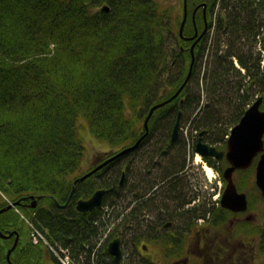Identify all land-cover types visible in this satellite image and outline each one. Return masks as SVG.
Here are the masks:
<instances>
[{"label": "trees", "instance_id": "trees-1", "mask_svg": "<svg viewBox=\"0 0 264 264\" xmlns=\"http://www.w3.org/2000/svg\"><path fill=\"white\" fill-rule=\"evenodd\" d=\"M179 1L0 0V192L15 200L39 196L37 207L27 213L46 241L45 234L52 244L68 247L62 254L72 252L77 257L91 247L96 251L92 264H112L108 243L116 237L127 247L133 243L123 219L114 224L98 249L94 239L105 233L107 207H117L125 196L126 176L133 171L129 155L144 153L160 124L165 127L150 158L151 163L157 159L151 165L157 169L150 167V171L153 184L159 186L151 193L150 203H170L177 182L178 190L186 185L182 176L190 173L188 153H195L196 142L190 146L182 129L172 138L178 113L182 111L183 125L198 111L192 129L217 127L220 120L212 112L219 111L215 98L235 88L243 109L252 102L254 88L264 78L260 63L253 61L254 48L244 51L247 42L257 41L259 24L239 21L233 4L209 22L216 35L209 39L210 29L197 41L188 82L176 97L154 110L146 128L150 108L174 95L192 62L195 38L180 35L184 0ZM188 7L191 12V0ZM197 24L201 29L204 19ZM195 30L189 13L183 33L191 36ZM170 33L177 44L172 52ZM209 43L214 47L205 62L207 98L199 109L201 95H192L189 86L200 82ZM236 59L247 69L245 74ZM173 63L180 64L175 73ZM238 73L241 79H234ZM204 113H210L208 118ZM237 120L233 117L218 132L224 136ZM85 131L121 149L144 137L130 154L116 157L75 184L96 166L76 174L86 155ZM145 184L147 180L137 189ZM164 186L171 189L165 192ZM99 188L106 190L102 206L89 213L66 210L79 194L92 195ZM200 194L194 191L193 197L205 196ZM261 249L264 252V246Z\"/></svg>", "mask_w": 264, "mask_h": 264}, {"label": "flooded vegetation", "instance_id": "flooded-vegetation-1", "mask_svg": "<svg viewBox=\"0 0 264 264\" xmlns=\"http://www.w3.org/2000/svg\"><path fill=\"white\" fill-rule=\"evenodd\" d=\"M191 2L194 3V7L191 12L188 9V16L190 13L195 29L198 31L194 37V45L210 31L209 22L211 20L216 21L218 13H225L226 8L232 7L233 4H235L234 16L236 15L239 21L258 23L259 29L256 37L260 46L256 51L253 49L251 55H253V61L259 62L261 70L264 71V30H262L264 0H191ZM201 17L205 21V26L200 29L197 21H200ZM211 30L213 31V29ZM194 38L191 40H194ZM236 62H239V60L236 59ZM241 70L244 74L247 72V69L243 66ZM259 81L260 84L257 86L264 87V78ZM262 92L261 95L264 96V88ZM205 103L200 102L199 109ZM240 108L241 110L237 111H212L213 115L217 114L216 117L220 120L218 126L214 128L192 129L198 111L191 115L189 122L187 121V128L191 129L189 135H187L190 146L193 141H196L195 153L193 154L195 157L197 155L196 145L199 140L215 147L217 151L224 152L221 157L200 155L201 160L215 170L217 178H219L217 181H212L208 177L213 184L209 196H204L201 192L200 196H204L202 199L193 197V191L190 186L186 185L178 190V181L175 190L172 191L174 200L170 203L153 206L150 203L152 200L150 197L153 195L151 193L157 190L159 186L153 184L151 176L148 178L136 172L132 164L126 160V163L131 164L133 171L129 170L126 176L125 196L121 201H118L117 207H107L109 213L104 217L106 219L105 233L94 239L97 243H95L97 245L95 248L98 249L113 231L114 224L116 225L123 219V227L129 231L127 235H131L130 239L133 243L130 247H127L126 242L121 238L122 258L120 263H117L115 256L109 251L113 257L112 264H162L166 259H171L169 262L171 261L172 264H207L206 260L209 261L208 264H250L246 262L254 263L261 260L264 262V252L261 249L264 246V195L257 182V164L263 150L254 155L252 162L247 167L235 168L231 173V180L225 175L226 168L232 165L227 157L229 137L232 128L240 121L248 106L243 109L240 106ZM262 108H264V101ZM210 113H204L205 117L208 118L207 114ZM233 117H237L238 120L233 122L228 127V132L222 136L218 130L222 129V126L228 125L229 120ZM185 124L186 121L181 125L182 130ZM132 151L134 150L132 149L124 154H130ZM112 154L114 152L104 155L95 165ZM188 155L189 159L193 157L191 152ZM153 163L156 164L157 159ZM204 166L203 163L205 169ZM189 170L190 173L184 177H195V169L191 165ZM145 180H147V185L145 184L142 189H137L138 184ZM230 181L235 184L238 193L245 194L247 203L245 208H243L244 196L242 194H240V200L238 198H224ZM250 181L253 182L256 189L254 200L247 189ZM134 185L137 190H134ZM164 188L165 192H167V189H171L170 186H164ZM91 196L83 193L79 194L72 201L71 206L66 207V210L71 211V213L93 212L99 206L89 210H79L77 207L80 199H88ZM75 201H77L76 211L73 205ZM67 204L68 201L64 203V205ZM37 205L38 202L36 205H32L31 198L15 200L3 196L0 192V264H62L60 255L68 247L58 242L52 244L46 234L45 237L49 241L48 243L43 237H34L31 234L30 222H33V220L27 211L36 208ZM24 208H26V211ZM120 212L122 213L120 214ZM94 223L98 224L97 218L94 219ZM152 234L155 237H150ZM150 243L158 246L157 259L159 260L145 252ZM95 254L96 251L92 250L91 247H87L77 257L71 252L74 261L80 258V262L75 261V264H92V261L96 259Z\"/></svg>", "mask_w": 264, "mask_h": 264}, {"label": "water", "instance_id": "water-1", "mask_svg": "<svg viewBox=\"0 0 264 264\" xmlns=\"http://www.w3.org/2000/svg\"><path fill=\"white\" fill-rule=\"evenodd\" d=\"M187 14H188V0H184V16L180 26V35L187 39H193L198 33L197 30L196 33L191 36H185L183 33L185 22L187 19ZM194 46L195 45L193 44L191 49L192 62L190 64V69L185 80L171 98L162 102H158L150 108L149 113L146 116L144 122L146 128H148V122L154 110L164 105L172 98L176 97L188 82L192 73L193 64L195 60ZM263 101H264V96L263 95L258 96L248 106V108H246L245 113L240 119V121L232 128L228 141V152H227V157L231 161L232 165L226 168L225 175L231 180V173L235 168L247 167V165L252 162L254 155H256L259 151L263 150V154L261 155V158L257 164V182L264 195V108H262ZM181 115L182 112L180 111L178 113V117L173 128V134H172L173 139H175L179 134ZM143 137L144 135L141 136L135 144L127 146L122 150L118 151L117 153L106 158L104 161L99 163L93 169H91L90 171L86 172L85 174L77 178L74 183H77L79 179H85L87 176L91 175L93 172L97 171L99 168L109 163L111 160L115 159L116 157H119L124 153L136 148L142 141ZM196 151L200 155H216L218 157H221L224 154V152L217 151L215 147L210 146L208 143L202 140L198 141L196 145ZM105 191H106L105 188H99L93 193V195L90 198L80 199L77 204L78 209L89 210L96 206H100L102 204ZM240 194L244 196L243 208H245L247 206L245 194L238 193L235 184L232 181H230L225 191L224 198L225 199L238 198L240 200L241 198ZM31 198L33 199V205H35L38 198H36L34 195H31ZM108 247H109V251L115 256V261L117 263H120V260L122 258L121 239L120 238L113 239L112 241H110Z\"/></svg>", "mask_w": 264, "mask_h": 264}, {"label": "rangeland", "instance_id": "rangeland-1", "mask_svg": "<svg viewBox=\"0 0 264 264\" xmlns=\"http://www.w3.org/2000/svg\"><path fill=\"white\" fill-rule=\"evenodd\" d=\"M178 2H180V1L177 0V3ZM262 30H264V22H263ZM215 35H216V33H214L211 30L209 39H210V37H213ZM171 36H172V34L170 33L168 46H169L170 51L172 52L173 49L175 47H177V44H176V40H174V38ZM212 46H213V43L212 44L209 43L208 49H206V51H205V55H204V58L202 60L203 63L201 64V74H200L199 84L197 83V81H193L190 83V86H189V91L192 95L196 94V93H199L201 95V103L205 102V100L207 98L206 97V90H205V82H204V72H205V67H206L205 62L209 56V53L211 52ZM259 46H260V44L258 43V41H255V40L253 42H247L244 45V51H246L249 47L254 48L256 51L257 48H259ZM235 64L237 65L238 68H240L241 74H244V72L242 71L243 69L241 70L242 66L239 65L240 63L235 61ZM179 66H180V64L176 65L173 63L171 65L172 73H175V71L178 70ZM233 75H236V72H232V76ZM237 78L241 79L239 73L237 74V76L234 77V79H237ZM257 85L254 88L256 90V93L254 94L252 101L255 100L258 95H261L263 93L262 89L264 87L263 86L259 87ZM220 94H222V95L215 98V105H216V107L218 106L219 111L225 110L224 112H226V111H232V110H236V111L239 110L240 104L237 101L238 95L235 91V88H230L228 90H224ZM187 121L189 122L190 119L186 120V124L184 125L183 131H184L185 135H189V132L191 130V129L187 128V124H188ZM164 128L165 127H163V125L160 124V127H159L157 133L154 135V137L152 139V143L145 146V152L144 153L142 151H140V152L137 151L134 154H130L128 157V160L133 162V164H132L133 169L136 172H139V174H142L148 178L152 175L151 171H149V169L152 165L150 158L153 155V149L159 144V141H160V136H159L160 133L159 132L164 131ZM84 134L86 137V155H85L84 161L82 162L81 168L76 173L77 176L80 175L82 172L86 171L91 166L95 165L98 161H100L103 158L104 155L111 153V152L116 153V152H118V150L121 149V147L113 146L111 143H109L105 140L99 139L98 137L91 134L89 131H85ZM155 159H156V157L154 158V161H155ZM190 161H191V167H193L195 169L194 170L195 177L194 176H190L188 178L183 177L186 181V186H190V188L193 192L198 191V192H202L203 195L209 196V192L211 193L213 184L208 178V176H209V175H207L208 173L205 172V169L203 168V163H205V162H203L201 160V157L198 158L197 156L195 157V155H193V157L190 159ZM153 167H154V169H157V168H155L154 165L151 167V169H153ZM214 174H216V176L213 178H210V179L212 181L219 180V178H217L218 176H217V173L215 170H214ZM247 189L249 190L251 197L254 200L256 198V189H255L252 181H250L248 183ZM30 198H31V195H30ZM32 205H33V199H32ZM145 252L149 256L155 258L156 260H159V259H157L158 253H159V248L156 244L150 243L148 249ZM169 260H171V259L164 260L162 264H172V262L171 261L169 262ZM206 263L208 264L209 261L206 260ZM246 263L263 264V260H261L260 262H254V263H251L248 261Z\"/></svg>", "mask_w": 264, "mask_h": 264}, {"label": "built area", "instance_id": "built-area-1", "mask_svg": "<svg viewBox=\"0 0 264 264\" xmlns=\"http://www.w3.org/2000/svg\"><path fill=\"white\" fill-rule=\"evenodd\" d=\"M32 230H33L32 233H33V235L35 237H37L38 235H42L41 232L36 227H33ZM60 260H61V262L63 264H73L72 258H71V256H70L69 253H63V254H61L60 255Z\"/></svg>", "mask_w": 264, "mask_h": 264}, {"label": "bare ground", "instance_id": "bare-ground-1", "mask_svg": "<svg viewBox=\"0 0 264 264\" xmlns=\"http://www.w3.org/2000/svg\"><path fill=\"white\" fill-rule=\"evenodd\" d=\"M198 158H200V156ZM205 169H206L209 177L213 178L214 177V170L210 166H205Z\"/></svg>", "mask_w": 264, "mask_h": 264}]
</instances>
